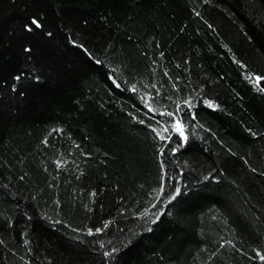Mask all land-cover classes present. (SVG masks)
<instances>
[{"label": "trees", "instance_id": "obj_1", "mask_svg": "<svg viewBox=\"0 0 264 264\" xmlns=\"http://www.w3.org/2000/svg\"><path fill=\"white\" fill-rule=\"evenodd\" d=\"M0 264H264V0H0Z\"/></svg>", "mask_w": 264, "mask_h": 264}, {"label": "snow or ice", "instance_id": "obj_2", "mask_svg": "<svg viewBox=\"0 0 264 264\" xmlns=\"http://www.w3.org/2000/svg\"><path fill=\"white\" fill-rule=\"evenodd\" d=\"M34 24H36V21H33ZM37 27H39V25L37 24Z\"/></svg>", "mask_w": 264, "mask_h": 264}]
</instances>
